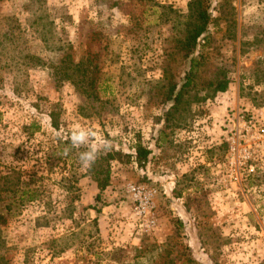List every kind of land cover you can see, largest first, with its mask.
<instances>
[{
	"label": "rangeland",
	"instance_id": "obj_1",
	"mask_svg": "<svg viewBox=\"0 0 264 264\" xmlns=\"http://www.w3.org/2000/svg\"><path fill=\"white\" fill-rule=\"evenodd\" d=\"M192 1L0 2L25 49L0 53V171L40 191L1 225L0 264H264V0H201L212 15L202 65L169 113L164 70L179 89ZM77 127L95 135L73 147ZM93 146L115 154L104 189L80 161ZM129 183L157 190L149 232Z\"/></svg>",
	"mask_w": 264,
	"mask_h": 264
},
{
	"label": "trees",
	"instance_id": "obj_2",
	"mask_svg": "<svg viewBox=\"0 0 264 264\" xmlns=\"http://www.w3.org/2000/svg\"><path fill=\"white\" fill-rule=\"evenodd\" d=\"M211 22L212 15L205 4L201 0L192 1L190 4L189 19L184 23L183 33L176 42V48L186 51L183 54L189 61V69L186 72L185 81L180 85L179 89L178 83L170 79L167 69L164 70V77L170 81L167 91L164 93L165 98L166 100H173L174 102L172 110L169 113L177 108L184 91L194 82L197 76V72L202 65L201 59L203 58V54L199 55V53L197 54L195 52L201 46L202 41L205 42L207 39L208 28ZM22 40V27L19 19L15 14L2 12L0 9V53H24L25 49ZM74 69L78 71V76L79 74L85 76L87 71L83 70L81 61L75 64ZM81 70L82 73H79ZM66 76L74 78L68 73ZM73 80L76 83L83 82V79L77 80L76 77ZM215 84V90L225 91L228 88L229 81L227 79H217ZM51 115L52 125L55 128H59L56 113L52 112ZM135 148L138 162H147L152 152L151 149L141 143H138ZM116 154L121 156L120 152H116ZM113 158H115V154L111 152L99 155L86 168L85 174L91 175L100 189H104L109 185L111 177L110 161ZM65 179L69 178L65 177ZM74 179V184L72 180H69L68 187L66 186L67 191L71 192L78 189L76 185L77 177H74ZM35 181L36 179L34 177L31 180L24 179L23 171L17 168L11 169L7 174L0 171V207L5 209L4 212H0V237L1 225L7 222L8 217H13L22 206L38 199L40 191L38 187L34 186ZM100 197V194L97 195L96 200L99 201ZM84 209H94L97 212L101 211L97 207V204H90L84 207Z\"/></svg>",
	"mask_w": 264,
	"mask_h": 264
},
{
	"label": "built area",
	"instance_id": "obj_3",
	"mask_svg": "<svg viewBox=\"0 0 264 264\" xmlns=\"http://www.w3.org/2000/svg\"><path fill=\"white\" fill-rule=\"evenodd\" d=\"M135 215L143 231H151L156 226L155 196L157 190L147 185L129 183L127 185Z\"/></svg>",
	"mask_w": 264,
	"mask_h": 264
},
{
	"label": "clouds",
	"instance_id": "obj_4",
	"mask_svg": "<svg viewBox=\"0 0 264 264\" xmlns=\"http://www.w3.org/2000/svg\"><path fill=\"white\" fill-rule=\"evenodd\" d=\"M95 133L91 129L77 127L71 133L70 140L73 147L87 144L89 137L94 136ZM97 158V148L91 147L90 150L80 153V161L84 166H90Z\"/></svg>",
	"mask_w": 264,
	"mask_h": 264
}]
</instances>
